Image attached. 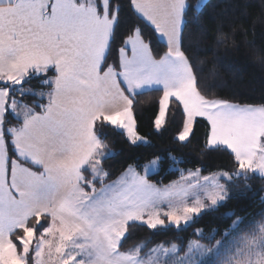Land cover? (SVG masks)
Listing matches in <instances>:
<instances>
[{"label":"snow or ice","instance_id":"1","mask_svg":"<svg viewBox=\"0 0 264 264\" xmlns=\"http://www.w3.org/2000/svg\"><path fill=\"white\" fill-rule=\"evenodd\" d=\"M206 6L128 0L126 18L120 0H0V264H264V216L246 223L236 212L223 233L197 228L186 248L121 250L134 229L184 231L225 207L233 188L264 180V105L203 91L183 50ZM154 92L158 132L179 113L175 140L187 146L200 118L204 150L227 152L233 170L176 168L178 180L157 184L156 157L112 180L105 129L146 144L134 103Z\"/></svg>","mask_w":264,"mask_h":264},{"label":"trees","instance_id":"2","mask_svg":"<svg viewBox=\"0 0 264 264\" xmlns=\"http://www.w3.org/2000/svg\"><path fill=\"white\" fill-rule=\"evenodd\" d=\"M194 2L189 0V3ZM120 3L123 6L122 14L131 18L128 0H120ZM222 33L226 35V41L219 40ZM119 43L117 39L108 63L116 61ZM155 50L162 55L166 47L161 42ZM183 50L196 70L203 91L211 90L215 95L235 103L264 105V0H207L199 25L190 23L184 30ZM30 87L37 88L38 85L33 82ZM160 95L154 92L138 96L134 103L137 132L147 138L146 144L132 145L126 136L110 128L105 129L103 138L115 153L104 164L111 179L119 177L130 164L142 172L143 165L156 157L161 158L160 171L152 174L151 180L157 184L177 180L180 173L176 168L185 171L199 168L203 175L222 169L233 170L234 162L227 152L204 150L208 129L206 122L200 118H197L199 122L195 125V137L191 138L192 143L187 146L175 140L181 128L182 117L179 113L170 116L168 123L159 132L154 128L153 120L158 112ZM26 102L31 103V99ZM170 108L174 109L175 105L170 104ZM12 123L16 121L13 119ZM170 156L180 163L174 165ZM231 195L235 198L228 201L225 207L204 214L184 231L171 229L155 233L146 228L134 229L121 250L141 242L146 243L145 252L160 243H176L186 248L189 240L197 239V228L203 229L205 235L211 234L213 230L223 233L231 225L232 219H235L227 218L229 212H236L245 221L252 217L259 220L264 216V180H250L248 186L241 183L240 187L231 190Z\"/></svg>","mask_w":264,"mask_h":264},{"label":"rangeland","instance_id":"3","mask_svg":"<svg viewBox=\"0 0 264 264\" xmlns=\"http://www.w3.org/2000/svg\"><path fill=\"white\" fill-rule=\"evenodd\" d=\"M139 143V142H138ZM153 174H155V173H153ZM202 174V173H201ZM203 175V174H202ZM179 179V178H178ZM177 179V180H178ZM171 183V182H170ZM231 194V193H230ZM254 221H258V219H256L255 217H252V218H249L248 220H246V223L247 222H254ZM181 254H183V253H181Z\"/></svg>","mask_w":264,"mask_h":264}]
</instances>
